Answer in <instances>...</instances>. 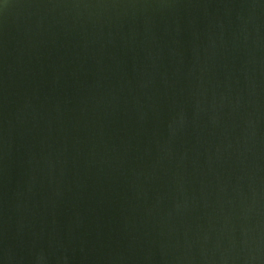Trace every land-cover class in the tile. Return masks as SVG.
Returning <instances> with one entry per match:
<instances>
[{
  "label": "water",
  "instance_id": "obj_1",
  "mask_svg": "<svg viewBox=\"0 0 264 264\" xmlns=\"http://www.w3.org/2000/svg\"><path fill=\"white\" fill-rule=\"evenodd\" d=\"M0 264H264V0H0Z\"/></svg>",
  "mask_w": 264,
  "mask_h": 264
}]
</instances>
